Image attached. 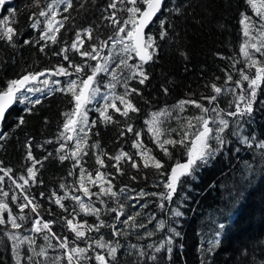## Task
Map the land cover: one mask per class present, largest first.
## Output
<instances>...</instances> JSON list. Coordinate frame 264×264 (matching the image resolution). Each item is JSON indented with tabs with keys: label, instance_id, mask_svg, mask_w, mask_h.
I'll return each mask as SVG.
<instances>
[{
	"label": "trees",
	"instance_id": "trees-1",
	"mask_svg": "<svg viewBox=\"0 0 264 264\" xmlns=\"http://www.w3.org/2000/svg\"><path fill=\"white\" fill-rule=\"evenodd\" d=\"M49 2L50 0H38V3L37 0H15L13 4L0 6V19L4 21L7 17V25L15 29L12 42L0 39V90L6 88L8 81L19 79L28 73L54 70L53 74H48L53 77L60 66L70 69L69 61L63 59L64 55H68L74 64L83 65L86 58L71 56L72 52L76 53L70 47L72 37L77 31L95 27L100 20V10L111 3L104 0H72L73 6L63 12V27L56 33L57 39L53 43L42 39L41 34L47 29L43 26L45 16L39 15L41 10L50 13L47 8ZM177 7L181 8L179 14L174 10ZM244 16H249L254 21L258 19L247 0H167L163 11L150 24L146 33L154 41V50L150 49L153 51V60L143 64L149 79L143 85L139 84L138 76L129 82L128 91L135 88L138 93H131L127 98L138 111H130L128 116H124V106L119 103L121 112L110 107L106 114L112 120L105 121L100 110H94L90 117L86 143L79 157H72L73 142L67 139L71 131H66L63 127L69 114L75 112L76 105L73 95L64 87L54 88L44 94L38 99L39 103H14L0 128V176H4V180L0 181V199L9 205L11 214L22 226L13 229L10 222L0 225V264H16L12 251L14 242L9 239V234H30L36 218L41 221V227L43 222L53 221L50 223L51 232L47 229L41 231L50 233L57 245L56 250L66 258V251L69 252L70 248L59 246L64 238L61 225L69 228V219L75 221L74 224L84 220L93 224L96 218V215L82 211L78 202L71 198L79 192L81 168L87 177L91 174L93 180L96 178V171L104 173L115 192L122 188L130 193L141 190L149 193L153 190L166 192L164 183L171 167L187 159V149L180 144L165 145L171 153L170 156L166 155L152 131H149L151 119L162 109L185 100L201 101L208 107V102L202 99L205 96L217 95L216 101L228 107L235 104L236 100H223L220 94L230 95L232 89H235L237 99L241 89L234 82L241 79L240 69H244L250 78L255 74V68L247 66L248 58L241 52V46L249 38L245 37L244 25L240 23ZM33 23L37 24L36 28L31 26ZM162 31L167 33L163 37ZM251 31L256 32L254 28ZM81 35L85 33L81 31ZM25 40L30 43L25 44ZM104 41L109 44L112 40L109 37L100 38L97 42H92V45L100 47L99 52H103L109 46L101 47ZM41 47L44 48L43 52ZM62 49L67 51L62 52ZM252 54L257 60L264 61V56L260 53L253 51ZM133 55V60L141 63L135 53ZM228 75L232 76L231 81L227 80ZM41 78L28 86L39 84ZM60 78L63 80L64 75H60ZM212 84L221 87L222 92L216 94L211 88ZM242 84L247 89L249 82L242 81ZM260 86L262 92L257 94V102L254 103L256 114L249 118L248 115L229 116L233 122L229 123V129L223 134L226 143L222 149L193 175L181 177V182L188 183V196L177 207L182 215L175 216L174 211L177 209L173 207V202L182 195L180 191L174 193L171 201L164 200L163 209L158 208L156 202H149L146 197H141L140 204L146 205L142 207L141 213L143 216H151V219L145 218L144 227L137 224L138 228L131 229L125 236L141 244L131 251L127 250V254L133 256L130 260L110 257L111 261L116 264L264 262V147L259 146L260 141H264V81ZM165 88L167 92L164 91ZM29 108L31 111L26 110ZM210 114L211 112L203 115ZM200 115L201 111L191 115L182 113V116L171 114L162 125L160 136H163V140H179L182 133L188 131L189 140L186 142L191 146V134L195 129H189L188 122L192 120L195 125L197 121L192 118ZM21 117L23 124L19 123ZM129 125L134 129L133 132L127 131ZM136 132L140 133L139 137L135 135ZM234 132L239 135H233ZM245 136L251 141L250 144L242 142ZM135 141H141L164 167L159 170L144 167L143 158L138 149L133 147ZM29 151L34 159L28 158ZM121 151L128 153L139 167L133 168V160L127 158L117 162L114 157ZM61 156H67V159L61 160ZM98 156L103 159V166L97 163ZM77 159L80 161L79 165H76ZM29 167H34L35 178L27 176ZM7 169L12 171L5 176L3 170ZM128 172L139 173L144 179L127 178ZM21 176L28 179L29 183L18 188L17 184H23ZM250 179L254 180L253 185L249 184ZM137 181H140L137 190L132 191L130 184ZM61 185L64 187L61 188ZM97 190V185L91 184V191ZM3 192H8L9 195L3 196ZM13 195L17 196L15 202L11 200ZM25 196L38 205L36 213L32 212L31 205L23 210L29 211V222L25 215V219L20 220L22 215L14 212L15 209L21 210L19 205L26 203ZM60 197H63V209L55 203ZM149 198L151 201L156 199L153 195ZM2 215L7 221L8 211ZM175 220L179 223H173ZM158 221L164 224L162 230L158 229ZM218 221L225 225L224 229H220ZM38 233L33 231L32 235ZM52 233H55V237H60V240ZM175 233H179V236ZM167 234L172 238L171 244L165 242L157 253L155 249L162 245ZM149 245L152 247H148ZM27 247V242H24L18 249L20 264H36V255ZM168 247L172 249L170 253L167 251ZM141 252L144 254L141 255ZM153 255L156 256L155 261L149 259ZM28 256H32L31 261L27 259ZM94 261L86 264H98L95 258ZM73 263L81 264L78 261Z\"/></svg>",
	"mask_w": 264,
	"mask_h": 264
},
{
	"label": "snow or ice",
	"instance_id": "snow-or-ice-1",
	"mask_svg": "<svg viewBox=\"0 0 264 264\" xmlns=\"http://www.w3.org/2000/svg\"><path fill=\"white\" fill-rule=\"evenodd\" d=\"M56 0H54V3ZM67 6L64 8V11L67 12L69 8H71L72 5V0H59V3H65ZM7 3V0H0V6H3ZM38 3V0H37ZM120 3H124V0H120ZM127 3L132 5V7H127L126 11L129 13V17L127 20L121 22L118 19H114L115 17V12L112 13V16L106 17V19L112 20L114 24L121 25L118 29V33L116 34V38L109 37V40L113 41V44H121L123 45L122 51L125 53L132 52L135 53V55L139 58L141 61L140 64L137 65H128L127 59H120L119 63L116 64L114 68L111 69V75H112V80L118 82V77L116 75V70L120 68L121 66L124 67H130L135 69L132 73L131 76L128 77L127 79H132L136 78L137 76L139 77V84L143 85L148 79L149 76L146 74L143 68V64L148 63L149 61L153 60V51H150V49L154 50V41L151 36H146L145 34V28H147L150 23L153 21V18L157 15V13L161 12L163 10V6L165 3V0H127ZM247 3L253 8L255 15L258 17L257 20H252L251 17L249 16H244V18L240 21L241 24L244 25V35L245 37H249L251 39H255L258 41V43H250L251 49L254 50L255 53H260L262 56H264V0H247ZM143 5V7L139 5ZM83 6V5H81ZM48 9L53 8V4H48L47 5ZM108 8L115 9L116 8V2L113 0L112 3H109ZM177 14L181 12V8L177 7L174 9ZM11 12L12 10L9 9ZM56 12L52 11L51 12V17L47 20V31L43 32L42 39L45 40H50L53 43L56 42V33L60 31V28L63 27V23H59V27L56 26L58 23L55 21V16ZM40 16H46L47 13L43 10L39 12ZM66 20L67 17H64ZM248 23H245V22ZM5 28L2 33H0V39H6L9 42L13 41V36L15 35V29L12 28L11 26L7 25V17L4 18L3 21ZM130 25V27H128ZM164 21H161V26L163 27ZM33 28L37 27L36 23H33L31 25ZM250 28H254L255 31L257 32L256 37H251L250 35ZM87 36L88 39H92V30L90 28L88 29H82ZM81 31H77L76 33V38L75 40L71 43L70 47L73 50H76L79 52V54L82 57H87L90 58L91 60H97V58L100 55V52L97 48L96 45L91 46V50H80V46L83 45L84 41L81 38ZM49 33H52L49 35ZM123 33V35H120ZM167 33L166 31L161 32V36H165ZM25 44L30 43V41L25 40ZM246 45H249V41L245 42ZM107 46V41H104L101 43V47H106ZM42 52L44 51V48L41 47L40 49ZM62 52H66L67 49H62ZM241 52L244 54L245 57L248 58V67L249 68H255V74L254 77L250 78L249 75L245 74L244 69H240V75L241 79L235 81L234 83L236 84L237 87L241 89L240 94L238 95L235 103V111H228L226 114L227 116L230 117H238V116H245V115H251L254 112V103L257 102V90L260 88V84L262 81H264V61L254 59L252 55L249 53L248 48L245 45L241 46ZM111 57V53H109L108 56L104 57L105 63L103 65L97 63L94 68H92L91 75H88L86 79L82 81V87H80L79 93L77 94L76 91V81H71L68 84L67 91L70 92L75 101V112L72 114H69L68 120L66 123H64L63 127L66 131H75L77 126L83 122L87 123L86 119L83 121L74 119L73 117L75 116H83L82 113V108L83 106L88 102L89 100V91L92 92L93 96L95 93H98L100 91L99 87H93V85L96 82V77L99 73L101 72H109V67H108V61L109 58ZM130 58V57H129ZM63 59L65 61H69V66L70 67H75V71L77 73L83 72L84 67L81 65H72L71 61L69 60L68 55H64ZM85 64H87V61H85ZM48 71V70H45ZM45 73L44 72H39V73H28L25 75H22L19 79H14L11 81H8L6 84V88L4 90H0V121H3L5 119V114L7 110L16 102L19 103H24L25 101H29L30 103L32 101L29 100V97L25 95L22 90L26 88V86L29 84L30 81H35L38 79V77L43 76ZM55 75H71V73L64 68L63 66H60L56 69ZM127 79L124 80V87L126 89L125 93L120 96H115L113 95V102L111 104H105L103 109L100 110V115L104 117L105 121H111L112 117L110 115H107V109L109 107L115 109L116 112H121V108L117 107L115 100H119L120 103L124 106L122 115L128 116L129 112H136L138 109L133 105L131 100L127 99L126 97L129 96L131 93H138V90L133 88L128 91L127 88ZM227 80L231 81L232 76L228 75ZM242 81H248V88L245 89ZM47 83V81H45ZM56 83H59V81H56ZM115 83H109L107 87L114 89L115 88ZM211 88L216 94H220L222 92L221 87H217L215 84L211 85ZM28 92L33 91L32 88H27ZM38 91V89H37ZM165 92L168 90L165 88ZM233 92H235V89H232ZM105 100L108 99L107 96L103 97ZM203 100H206L208 104H213L217 100V95H211V96H205L202 97ZM39 100L34 101V103H39ZM186 104H191L194 105L197 109H200L202 115L198 117H194L195 121L197 123L194 125L192 123V120H189L188 122V128L189 129H195V131L192 132V139L190 141L191 146L186 142L189 140V132L185 131L181 135V139L175 140V139H165L163 141L158 140L159 147L162 149V151L166 155H171L169 152L168 148L165 147V145H172L176 146L177 144H180L184 146L187 149L186 152V157L187 159L181 163L177 162L174 166L171 167V171L168 175V178L166 182L164 183V187L166 189L165 193H146L143 190H141L138 195L140 197H144L146 195H159L161 197V203H160V208H164V200L171 201L173 194L177 192V186L178 184L181 183V177L186 176V175H193L195 171L202 165L207 164L210 158H214L215 154L219 152L222 147L225 145L226 141L224 138V133L227 129H229V120L220 118L218 121V124L216 122V119L212 116H208V118H205L203 114L209 113V112H215L217 115H219V112L224 111L223 109H218L217 107H213L209 109L208 107H205L203 103H200L196 100H185L180 102V108L183 110L184 105ZM27 111H31V109H26ZM211 123L214 125L213 127H210L209 124ZM20 124H23V118H20L19 121ZM80 131L83 132L84 128L81 127ZM128 132H133L134 129L129 125L127 128ZM149 131H153L154 135L158 138L162 133L155 127V124H153V127L149 128ZM123 134V133H122ZM63 135V133H61ZM135 135L139 137L140 133L136 132ZM233 135H239V133H233ZM2 138V137H0ZM67 139H72L71 136L67 137ZM85 143H86V137L83 138ZM255 139V137H253ZM210 140H214L217 143V147L213 148L212 145L209 143ZM243 143H251L249 138L247 136L243 137L242 140ZM260 147H264V141H260L259 144ZM61 147L63 148L64 145L62 144ZM133 147L140 149L142 147V142L141 141H135L133 143ZM82 147H81V138H78L76 140V147L75 150L72 151L71 155L72 157H79L82 152ZM86 154V153H85ZM139 155L144 158V167H154L157 170L162 169L164 165L160 160H157L154 156H151L149 154V150L144 149L143 151L139 152ZM28 158L34 159L32 157L31 151L28 152ZM127 158L128 160H133L131 156L128 155V153L121 151L117 156L114 157V159L118 162L121 159ZM61 160L67 159V156H61ZM36 163H40L39 161H36ZM80 161L79 159L76 160V165H79ZM97 163H99L101 166H103L104 161L101 159L99 156L97 157ZM74 165V166H76ZM133 168H138L139 165L133 160L132 165ZM4 175H8L12 170L7 169L3 170ZM83 168H81V173H83ZM117 171L119 172L120 169L117 166ZM71 174V173H70ZM27 176L29 178H35L36 176V171L34 170V167H29L27 168ZM96 179H92V175H88V182L90 183H97V182H103L105 177L104 173L100 171H96L95 173ZM20 179L23 180V184H17L16 186L18 188H23L24 185H27L29 183V180L24 178L23 176L20 177ZM134 180L135 177H132ZM4 180V176H0V181ZM15 183V181H13ZM108 184L111 185V181H108ZM64 185H61V188H63ZM80 188L83 192V195L85 197H91L94 195V193H91L89 191V188L85 186V181L83 178V175L81 176V181H80ZM125 191L124 188L120 189V192L123 193ZM100 194L103 195H111L112 197H116L117 193L112 190V187L109 186L107 188L101 187L100 188V193H96L99 197ZM3 196L7 197L9 195L8 192H3ZM41 196H43V193H41ZM74 201L78 202L79 207L82 211L85 213H91L99 216L100 209L95 208V207H90L86 206L83 201L81 196L75 195L71 197ZM26 203H23L19 205L21 212L25 208H28L29 205H31V210L33 213L37 212V204L33 203L32 199H29L27 196L24 197ZM63 197L57 198L55 200V203L59 205L62 209L64 208V205L61 203V200ZM11 200L15 202L17 200V196L13 195L11 197ZM103 203V201H101ZM138 203V201H137ZM141 207H145L146 205H140ZM120 209L122 210L124 208V205L121 204L119 205ZM135 207V205H133ZM5 210H8V220L6 221L3 215H0V225H3L7 222L11 223V227L13 229H19L21 228V224L17 223V218L11 214V211L9 209V205L7 203H2L0 202V213L5 212ZM112 211H116L115 209H112ZM140 213L137 212L135 215H129L127 216V219L123 220L122 223L127 225L129 221H135L136 216H138ZM38 215V213H37ZM120 215H124L123 211L120 212V214L116 217L117 220L120 219ZM174 215L179 217L182 215V213L177 209L174 211ZM25 217L22 215L20 216V220H24ZM50 223H53V221H48V222H43L42 227L41 221L36 220L34 222V230L36 232H41L42 229H47L49 232H51L50 228ZM67 225L69 228L75 233V236L77 238H84L85 237V232L80 230V228L83 227V225L80 224H74L73 220L69 219L67 220ZM101 226H105V222L103 220L100 221L99 225H94L92 227H95L97 231H99V228ZM113 233L118 234V230L115 228L113 225ZM139 227H144V225H139ZM159 227L163 228L164 224L161 222L159 224ZM220 229H224L225 225L220 224L219 225ZM91 230V228H89ZM171 231L175 232V229H172ZM52 235L55 237V233H52ZM151 235V233H149ZM175 235L179 236V233H175ZM219 235V233H217ZM57 240H60V237H55ZM9 239H11L14 243L12 244V251L13 255L16 259V264H20V254L18 250V243L16 241L18 240V237L15 234H9ZM25 240H27V237H24ZM45 239L47 240L48 237L45 236ZM172 241L171 237H168L167 243L170 245ZM30 243H33L30 241ZM99 245V247L103 248L105 247L104 244L100 243V241H96ZM216 243L218 244L219 241L217 240ZM51 246V245H49ZM61 248H68V241L67 237L63 238V241L59 245ZM148 247H152V245H149ZM164 247L162 244L160 247H157L155 251L159 253L161 251V248ZM87 251L85 248H80V247H73L70 249V251L67 253V259H68V264H72L73 262V254L74 253H79L83 254ZM167 251L170 253L172 251L171 247H168ZM117 252L116 247H109L108 248V256L109 257H114ZM40 255H46L44 252V249L41 248L40 250ZM144 253L141 252V255ZM27 259L29 261L32 260V256H28ZM149 259L155 261L156 256L153 255L149 257ZM95 260L98 262V264H109L108 259L105 257V255L101 254H96ZM261 264H264V262H261Z\"/></svg>",
	"mask_w": 264,
	"mask_h": 264
},
{
	"label": "rangeland",
	"instance_id": "rangeland-1",
	"mask_svg": "<svg viewBox=\"0 0 264 264\" xmlns=\"http://www.w3.org/2000/svg\"><path fill=\"white\" fill-rule=\"evenodd\" d=\"M104 1H111V3L113 2V0H104ZM115 2H116V8L115 9L108 8V5H104L103 9L100 10L99 22L97 23V25L95 27L90 28L92 30V39L91 40H89L88 37H85L86 34L81 35V38L84 41L83 45L80 46L81 51H84V50L90 51L91 46H92V42H97L100 38H105V39L107 37L116 38V34L118 33V29L121 25L114 24L112 22V20L106 19V17L112 16V13L115 12L116 15H115L114 19H118L121 22H123V21L127 20L129 17V13H127L126 8L132 7V5L128 4L127 0H124L123 4L120 3V0H115ZM49 4H53V8L50 9L49 10L50 13H48L45 16L43 26L46 29H47V20L51 17L52 11H55L57 13L55 18H54L55 21L58 22L56 24L57 27H59V23L64 22L63 12H64V8L67 6L66 2L65 3H59V0H56L55 3H54V0H50ZM139 6H141V5H139ZM3 27H5V25L3 23V20L0 19V30L3 29ZM128 27H130V25ZM51 34L52 33H49V35H51ZM120 35H123V33H121ZM250 35H251V37H256L258 34H257V32H252L251 28H250ZM75 38H76V35H74L72 37V42L75 40ZM248 41H249V45L245 44V46L248 48V51L252 55V57L254 59H257V57L252 54V52L254 50L251 49L250 43H258V41L255 39L250 40V38H248ZM107 45H109L108 48L106 49V51L100 52V55L97 58V60H91L90 58L82 57L78 51H76V53H74V52L71 53V56H73L74 58H86L85 60H83L84 61L83 65H81L84 67L83 72L77 73L75 71V67H71L70 69H68V71L71 73V75H64L63 80L60 78V75L59 76L55 75L53 77L52 76H44L41 79L42 81L39 84L29 85L27 87V88H32L33 91L28 92L26 89L23 92L25 95H27L29 97L30 101H36L39 98H41L44 94L51 92L54 88L64 87L67 90L68 84L74 80V81H76V91L78 94L80 87H82V81L84 80V79H82V77L87 76V75H91L92 68H94L97 63L103 65L105 63L103 58L108 56L109 53H111V57L109 58V61H108L109 72L99 73L96 77V82L93 85V87H99L100 91L98 93H95L94 96H93L92 92H90L89 100L83 106V108L81 110L83 113V116H79V118L77 119V120H81V121L86 119L87 123L85 124V123L81 122L77 126L76 130L73 131L72 133L70 132V134H69V136L72 137V139H70V141L73 142V146L71 147V151L75 150L76 140L78 138H81V147H83V145L85 143L83 138L86 137V139H87V135H88L89 127H90V123H91L90 117H91L92 112L94 110L103 109L105 104H111L113 102V95H115V96L123 95L126 91V89L124 87V80L127 79L128 77H130L131 73L135 70V69L130 68V67L121 66L120 68H118L116 70V75L118 77V82H117V81L112 80L111 69L114 68L116 66V64L119 63L120 59H127L128 65L140 64V62L133 60L134 55L132 52L125 53L122 51L123 45H121V44H115L114 45L113 41H111V43H109ZM97 48L100 51V47L97 46ZM251 50H253V51H251ZM85 61H87V64H85ZM71 64L72 65H78V63L74 64L72 61H71ZM133 79L134 78L127 79V88L129 86V82ZM45 81H47V83H45ZM56 81H59V83H56ZM109 83H115V85H116L115 88L112 89V88L107 87V85ZM37 89H38V91H37ZM261 92H262V87L260 86V88L257 90V94L261 93ZM223 94L224 93L220 94V96H222L223 100H230V101L236 100V98H235L236 92H232V93H230V95H223ZM104 96H107L108 99L105 100L103 98ZM25 102H29V101H25ZM115 103L118 107L120 101L115 100ZM200 103H202V102L200 101ZM179 105H180V102H178L177 104H175L171 107H166V108L162 109L161 111L157 112L155 115H153V117L151 119L150 127H153V124H155V127L162 133V125L164 124V122H166L170 118L171 114H176V115L182 116V113H186V114L191 115V114H194V113H197L200 111V109H197L194 105H191V104L184 105L183 110H181ZM208 107L210 109L213 107H217V108L223 109L224 111L219 113V115H217V113H215V112H211L210 115H205V118L207 116H212L216 119L217 124H218V121L220 118L229 120V123L233 122V120H231L230 117L227 116L226 113L228 112V110L235 111V104L228 107L227 105L225 106L222 103H218V101H215V102H213V104H209ZM254 113L255 112H253L250 116L248 115V118L252 117L254 115ZM209 126L210 127L214 126L211 123V121H210ZM81 127L84 128L83 132L80 131ZM152 134L154 135L153 131H152ZM154 137L157 141L158 140L163 141V136H159L157 138L154 135ZM252 140H254V139L252 138ZM209 143L212 145L213 148L217 147V143L214 140H210ZM144 149H146V148L142 144V147L140 149H138V152H141ZM149 154L151 156H154L150 151H149ZM143 160H144V158H143ZM82 175H83V178L85 181V186L88 187L89 191L91 193H94V195H92L90 198L85 197L83 195L81 188L79 189V192L76 195L81 196L82 201L86 206L99 208L100 213H99V216L96 215V218L94 219L93 224H90L89 222H87L85 220L81 221V222L78 221L75 223V224L83 225V227L80 228V230L85 232L84 238H77L75 236V233L70 228H66L65 226L63 227V224L61 225L62 235L64 237H67L68 246L70 249L73 247H77V246L80 248L87 249V251L83 254L74 253L73 254V262L78 261L81 264H86L88 262H95L94 258L96 256V254L99 253L101 255H105V257L109 261V264H116L115 262H113L109 259L110 258L108 256V248L109 247H116L117 248V252H116L115 256L112 258H117V259H121V260H130L133 256L127 254V250L131 251L133 248L139 246L141 243L138 241H134L135 239H128L125 236L130 232L131 229H137L138 228L137 224L143 225L145 218L151 219V216H143L141 213L142 207L140 206L141 205L140 204L141 203V197L138 195L139 192L130 193V192L125 190L123 193H121L120 191H117L116 197H112L110 194L109 195L100 194L98 197L95 194L100 193L101 187H104V188H107L109 186L112 187V184L111 185L108 184V181H110V180L104 175V177H105L104 181L102 183L101 182L95 183L98 187V190L93 192V191H91V184H93V183L88 182V177L85 174V172L81 173V176ZM126 176H127V178L135 177L136 179H138V178L144 179L143 175L136 173V172H128L126 174ZM247 180H248V173H247ZM252 181H254V180L250 179V181H249L250 185L254 184ZM139 182L140 181H137L135 183L130 184V188L132 191L137 190L136 188H137V185ZM112 190H113V187H112ZM143 191L146 193H149L147 190H143ZM177 191H180V193L182 195H180V197L177 201L173 202L174 209H177V207H180L184 203L185 199L187 198V196H188V183L187 182H181L180 184H178ZM152 193L159 194L161 192L153 190ZM149 196L150 195H146L144 197H146L149 202H156L157 203L156 205L159 208L160 207L159 205L161 203V197L159 195H153L156 199L154 201H151ZM101 201H103V203H101ZM137 201H138V203H137ZM0 202L5 203L1 199H0ZM121 204L124 205V208L122 210L119 207V205H121ZM133 205H135V207H133ZM112 209H115L116 211L114 212V211H112ZM5 211H8V210H5ZM121 211H123L124 215H120V219L117 220L116 217L120 214ZM14 212L19 214V215H25L27 221L28 222L30 221L29 211L21 212V210L15 209ZM137 212H139L140 214L138 216H136V219L134 222L129 221V223L127 225L122 223L123 220L127 219V216L135 215ZM3 213H0V215H2ZM165 213L168 214V212H165ZM87 214H91V213H87ZM84 218L85 217H83V219ZM36 220H39V218L34 219L33 222H35ZM101 220H103L105 222V226H101L99 228V231H97L95 229V227H92V226L99 225ZM74 222L75 221H73V223ZM161 222L162 221H158V229L159 230L163 229V228L159 227V224ZM173 223H179V221L175 220ZM218 224L220 225L222 223L220 221H218ZM113 225L118 230V234L113 233V227H112ZM211 226L214 230L216 229L213 223ZM89 228H91V230H89ZM165 228H167V227H165ZM33 231L35 232L34 223H33V227H32V232ZM32 232L28 235H22V234L16 235L18 237V240L16 241V243H18V249L21 248V245H23L24 242H27V246H28L27 249L34 252V254L36 255V258H37L36 264H68V259H67V253L68 252L66 251V258H65V257H63L62 253L59 250H56L57 245L53 242V239H52V236L50 235V233H47V232L45 233L44 231H41L37 235L36 234L32 235ZM45 236L48 237L47 240L45 239ZM24 237H27L28 239L25 240ZM168 237H170L169 234H167L166 240L162 241L161 244H164L165 242H167ZM30 241H32L33 243H30ZM96 241H100V243L104 244L105 247H103V248L99 247V245L97 243H95ZM49 245H51V246H49ZM41 248L44 249V252L46 253V255H40L39 254ZM73 262H72V264H74Z\"/></svg>",
	"mask_w": 264,
	"mask_h": 264
},
{
	"label": "bare ground",
	"instance_id": "bare-ground-1",
	"mask_svg": "<svg viewBox=\"0 0 264 264\" xmlns=\"http://www.w3.org/2000/svg\"><path fill=\"white\" fill-rule=\"evenodd\" d=\"M14 1H15V0H12V1H8V0H7V3H6V4H8V5L13 4ZM159 15H160V14H159ZM159 15H158V16H159ZM158 16H156L155 19H156ZM155 19H154V20H155ZM154 20H153V21H154ZM153 21H152V22H153ZM149 26H150V25H149ZM149 26L145 29V34L147 33V30H148ZM137 58H138V57H137ZM138 60H139V58H138ZM41 72H44L45 74H53V73H54V70H48V71H45V70H44V71H41ZM45 74H44V75H45ZM41 77H42V76L38 77V79L35 80V81H30L29 84L32 83V82H37ZM27 86H28V85H27ZM27 86H26V87H27ZM90 92H91V91H89V96H90ZM13 105H14V104H13ZM13 105H12V106H13ZM12 106H11V107H12ZM11 107H10V108H11ZM10 108H9V109H10ZM9 109L7 110V112L9 111ZM7 112H6V114H7ZM6 114H5V116H6ZM73 118H74V119H78L79 116H75V117H73ZM3 122H4V120H3V121H0V128H1V126H2V124H3ZM72 132H73V131H71V133H72Z\"/></svg>",
	"mask_w": 264,
	"mask_h": 264
},
{
	"label": "water",
	"instance_id": "water-1",
	"mask_svg": "<svg viewBox=\"0 0 264 264\" xmlns=\"http://www.w3.org/2000/svg\"><path fill=\"white\" fill-rule=\"evenodd\" d=\"M8 1H12V0H8ZM166 1H167V0H165L164 6H165V4H166ZM164 6H163V8H164ZM162 11H163V10H162ZM162 11H161V12H162ZM161 12L157 13L156 16H158L159 14H161ZM156 16H155V17H156ZM155 17L153 18V20L155 19ZM151 23H152V22H151ZM151 23H150V24H151ZM145 29H146V28H145Z\"/></svg>",
	"mask_w": 264,
	"mask_h": 264
},
{
	"label": "flooded vegetation",
	"instance_id": "flooded-vegetation-1",
	"mask_svg": "<svg viewBox=\"0 0 264 264\" xmlns=\"http://www.w3.org/2000/svg\"><path fill=\"white\" fill-rule=\"evenodd\" d=\"M49 10H50V9H49ZM44 76H48V74L43 75L42 78H43ZM42 78H41V79H42Z\"/></svg>",
	"mask_w": 264,
	"mask_h": 264
}]
</instances>
